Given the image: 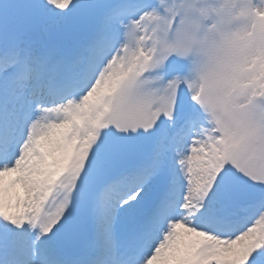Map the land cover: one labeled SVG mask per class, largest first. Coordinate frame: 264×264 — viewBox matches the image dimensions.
I'll return each instance as SVG.
<instances>
[{
    "label": "snow or ice",
    "instance_id": "snow-or-ice-1",
    "mask_svg": "<svg viewBox=\"0 0 264 264\" xmlns=\"http://www.w3.org/2000/svg\"><path fill=\"white\" fill-rule=\"evenodd\" d=\"M0 264H264V0H0Z\"/></svg>",
    "mask_w": 264,
    "mask_h": 264
}]
</instances>
